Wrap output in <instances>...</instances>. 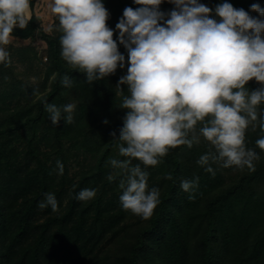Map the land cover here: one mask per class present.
Returning <instances> with one entry per match:
<instances>
[{"label":"trees","instance_id":"obj_1","mask_svg":"<svg viewBox=\"0 0 264 264\" xmlns=\"http://www.w3.org/2000/svg\"><path fill=\"white\" fill-rule=\"evenodd\" d=\"M102 2L119 45L115 25L125 7L139 5ZM199 2L214 9L224 0ZM227 2L253 17L259 15L251 11L253 3L264 8V0ZM173 8L167 0L160 6L165 12ZM213 18L219 19L214 13ZM39 35L47 43L44 74L35 45H10L11 63L0 64V264H264V151L255 144L264 133L251 127L246 132V147L260 157L255 171L223 168L219 162H210L214 175L205 171L196 163L209 151L204 140L171 149L161 163L145 169L149 188L160 191V203L144 220L122 208L123 173L109 164L126 159L118 149L126 110L119 107L117 83L127 63L89 84L61 58L60 33L42 29L35 12L27 28L13 32L15 39ZM119 51L127 60L123 45ZM15 55L26 66L22 72L16 71ZM65 75L71 87L61 84ZM260 86L254 79L246 85L250 91ZM120 88L126 95L127 85ZM45 103L61 109L74 103L73 122L62 118L53 125ZM57 161L64 166L62 175ZM197 177L193 193L181 190L182 180ZM83 189H94L96 196L78 200ZM46 193L55 195L58 211L38 206Z\"/></svg>","mask_w":264,"mask_h":264},{"label":"clouds","instance_id":"obj_2","mask_svg":"<svg viewBox=\"0 0 264 264\" xmlns=\"http://www.w3.org/2000/svg\"><path fill=\"white\" fill-rule=\"evenodd\" d=\"M167 2L174 5L168 12L160 9L164 0H134L139 7L124 8L115 30L127 60L107 25L109 12L102 0L49 4L58 20L61 58L70 69L85 74L89 84L127 63V72L117 83L122 95L119 107L126 110L118 149L126 159H111L109 164L123 173L122 208L144 220L160 203V191L149 188L145 169L161 163L171 149L192 148L204 140L209 151L196 163L205 171L214 175L211 163L217 162L223 168L255 171L254 162L260 157L246 147V132L251 127L264 133L260 107L264 105V8L253 3L251 11L259 14L253 17L227 0L214 9L199 0ZM30 7V0H0V64L11 63L6 46L12 43L14 28H27ZM253 79L261 86L250 91L246 85ZM61 84L71 87L72 80L65 75ZM121 85H127L126 95ZM44 108L53 125L62 118L66 124L73 122L74 103L62 109L45 103ZM255 144L264 151V135ZM57 169L62 175L60 161ZM166 179H172L171 174ZM198 179L182 180L181 190L193 193ZM95 196L94 189H83L76 198L88 201ZM38 206L58 211L53 193H46Z\"/></svg>","mask_w":264,"mask_h":264},{"label":"rangeland","instance_id":"obj_3","mask_svg":"<svg viewBox=\"0 0 264 264\" xmlns=\"http://www.w3.org/2000/svg\"><path fill=\"white\" fill-rule=\"evenodd\" d=\"M51 3V0H35L33 4L30 2V12L31 16L35 12L37 16L39 17V24L42 29L49 33H55L56 31V22L55 17L51 14L49 4ZM15 46H26V45H35L40 57L42 60H40V66L42 70V74L45 73V61H47L46 55H47V43L40 37L35 39H15L13 37L12 43L10 45ZM10 45L6 46V50L9 51L10 57H11V50ZM13 63L17 66V72H22L26 68L23 62H21L18 57L15 55L13 57ZM34 79V76L31 77Z\"/></svg>","mask_w":264,"mask_h":264},{"label":"water","instance_id":"obj_4","mask_svg":"<svg viewBox=\"0 0 264 264\" xmlns=\"http://www.w3.org/2000/svg\"><path fill=\"white\" fill-rule=\"evenodd\" d=\"M30 22V21H29ZM18 27V26H17Z\"/></svg>","mask_w":264,"mask_h":264}]
</instances>
